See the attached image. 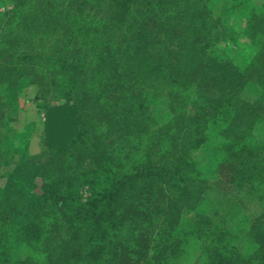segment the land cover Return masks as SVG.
I'll return each mask as SVG.
<instances>
[{
    "label": "trees",
    "instance_id": "trees-1",
    "mask_svg": "<svg viewBox=\"0 0 264 264\" xmlns=\"http://www.w3.org/2000/svg\"><path fill=\"white\" fill-rule=\"evenodd\" d=\"M12 1L8 18L23 32L16 33L9 26L0 36V57L12 50L10 60L0 61V85H17L25 78V82L40 86L43 78L27 71L25 65L54 64V75L47 79L62 99L72 102L77 129L68 143L47 149L45 161L38 155L20 160L19 168L31 164L40 167L36 177L23 173L28 182L31 180L27 193L33 192L35 197L28 199L24 194L0 189V264H175L184 248L175 238L173 243L168 241L166 234L176 230L186 210H196L200 204L208 181L192 152L207 142L212 128H219L221 137L229 132L235 136L233 140L225 138V158L219 163V173L225 171L229 181L252 189L264 187V148L260 145L259 149L255 142L262 151L258 153L234 127L238 116L253 114L245 106L251 104L235 101L236 89L245 83H264V2L243 0L246 27L260 42L250 59V69L244 72L232 68L218 53L203 50V41L197 46L202 33L199 25L196 35L198 24L208 21L213 26L212 22H217L210 19L206 0H63L61 8L55 4L58 0H48L44 5L43 0ZM228 1L230 10L240 5ZM36 6L41 11H34ZM86 11L95 20L127 21L121 34L125 43L109 45L108 51L117 50L114 59H105L101 54L105 49H95L99 65L93 70L97 74L87 81L89 85L80 76L83 64H90L78 59L82 30L76 38L70 37L76 17L86 15ZM61 25L65 27L57 33L61 38L56 39V54L14 49L18 43L29 46L40 27L48 31ZM177 33L192 37V46L175 48L172 39ZM131 39L140 42L133 44ZM195 45L202 55L198 56ZM103 64L107 65L101 69ZM107 69L109 80L115 76L117 81L114 87L110 85L111 90L99 79V73ZM83 71L88 72V68ZM58 73L73 81L71 86L61 85ZM133 80L139 87L129 86ZM156 90L165 92L170 117L148 131L152 123L149 106ZM93 92L98 97L109 93L106 98L112 101L99 105L104 114L98 127L89 119ZM225 115L229 120L226 125ZM145 135L149 143L136 147L137 139L143 140ZM84 187L90 189L85 200L81 195ZM199 216L201 235L211 230L205 226L212 221ZM216 230L210 231L212 240L203 247L204 264H264V216L253 219L235 246Z\"/></svg>",
    "mask_w": 264,
    "mask_h": 264
},
{
    "label": "rangeland",
    "instance_id": "rangeland-1",
    "mask_svg": "<svg viewBox=\"0 0 264 264\" xmlns=\"http://www.w3.org/2000/svg\"><path fill=\"white\" fill-rule=\"evenodd\" d=\"M36 2L35 0H32ZM43 5L48 0H43ZM253 2V0H250ZM256 3H262L264 0H254ZM38 2V1H37ZM228 0H206L208 9L210 10V19L217 22H206V24H198L199 32L200 27L202 33L199 35L196 44L200 46V41H203V50L212 54L218 53L226 61L230 62L232 68L236 70H244L246 72L250 69V59L256 53L260 42L257 39L252 38L250 33V27H246L244 22V13L246 7H244L243 0H234L236 3H240L236 8L230 10V5H226ZM63 0L55 2L57 6L61 8ZM41 4V5H42ZM12 0H0V36L2 32H6V29L11 26L19 33L23 31L16 28L15 22L10 21L8 18L9 12L13 8ZM233 8V7H232ZM42 8L36 6V12L41 11ZM77 16V21L73 26V33L70 37L76 38L78 30H82L79 37V46L82 48L79 53V58H83V61L88 60L87 63L83 64L82 72L80 76L83 77L87 85L92 77L97 74L93 72L94 68L98 67L97 58L99 57L95 52V49H105V59H114L117 50L112 48L108 51L109 45L112 42H124L121 38L124 29L127 27V21L121 22L120 20L110 21L107 18L102 20H95L94 15L89 13ZM93 14V13H92ZM74 15V13H72ZM71 15V16H72ZM89 15V16H88ZM106 17V16H101ZM128 19V17L126 18ZM209 19V18H208ZM207 19V20H208ZM221 19L222 22L219 21ZM231 22L234 24L233 27L226 24ZM66 22L64 21V25ZM33 25V24H32ZM40 25V24H38ZM42 25V24H41ZM64 25L58 26L59 29H50L43 31L40 27L36 32L35 38L32 43L28 46L25 44L23 47L16 44L17 52H33L42 53L44 55L56 54L57 48H55L57 42L56 39L61 38L57 33L64 29ZM79 25V27H78ZM200 25V27H199ZM202 25H205L204 27ZM29 27H27L28 29ZM79 28V29H78ZM35 29V28H34ZM57 32H55V30ZM138 29V26L134 28ZM247 32L249 34H247ZM200 40V41H199ZM130 42L139 43L140 40H129ZM192 37L187 35L176 34L172 39V44L175 48L183 49L192 46ZM75 42V41H74ZM73 42V43H74ZM2 44L0 43V46ZM76 47V44H74ZM196 46V45H195ZM196 46L198 56L203 54ZM68 47V46H66ZM71 47V46H70ZM13 48V47H12ZM89 49V52L87 53ZM12 53V50L4 52L0 61L10 60L8 55ZM175 57V55H173ZM100 58V57H99ZM78 60L77 58H75ZM46 60V59H42ZM224 60V61H225ZM42 65H25L34 75L38 78H43L41 85L35 83L29 84L23 80L12 82V86L9 83H2L0 85V189L2 188L7 193H21L25 195V198L35 197L32 192L27 193V190L31 187V184L27 181L24 172L34 173L35 177L39 173V165H29L28 167L19 168V162L23 157L29 156H42V160L48 159V152L51 146L56 144H66L74 136L77 129L76 126V115L75 110L72 107V102L62 99L58 90L52 88L47 78L52 77L56 66L52 63ZM79 65V64H77ZM107 64H103L100 68H105ZM87 67L88 72L83 71V68ZM238 68V69H237ZM123 67L121 68V70ZM60 72V71H59ZM109 69L106 73H99V79L108 83L107 89H112L117 84L115 76H112V81L109 80ZM58 80L61 85L71 86L73 81H69L67 78L63 79L62 74L58 73ZM109 81V82H108ZM136 80L129 83L130 87H139V83L135 84ZM14 83V84H13ZM70 83V84H69ZM61 88V87H60ZM40 93L38 94V90ZM142 89H144L142 87ZM150 89V88H149ZM164 89V88H163ZM225 89V88H224ZM264 83H245L244 86L236 89V100L246 101L251 105H245L247 108L252 110L253 114L240 115L235 119L234 126L236 131H240L241 135L246 140L251 141L253 146H256L255 142H258L259 149L264 148ZM138 90V89H136ZM153 90L151 89L150 92ZM225 91V90H224ZM121 92V91H120ZM140 90L137 92L139 93ZM113 94H119V90H113ZM157 96L154 101L150 104V115L151 122L150 129L148 131H154L160 125L165 123L170 117V109L166 103L165 92L156 90ZM161 93L163 95H161ZM109 94V93H107ZM106 93L99 97L94 92L91 94V112L89 114L90 123L93 120V125L98 127L99 118L102 117L103 106H99L103 101H110L106 98ZM122 94H124L122 92ZM205 94L209 95L207 91ZM214 93H212L213 95ZM141 96V95H140ZM90 98V95H89ZM169 99V98H168ZM248 109V110H249ZM242 111V110H241ZM246 116H249L246 118ZM97 118V119H96ZM227 115H225V125L229 122ZM107 123V121H106ZM96 127V129H98ZM109 126L107 127V129ZM107 130H105L106 132ZM220 129L208 130V140L200 148L195 149L192 152V158L197 165V168L202 172L203 176L207 179L206 188L202 193V199L196 210H186L182 216L181 221L177 224L176 230H170L166 237L168 241L173 243L175 238L177 242L181 241V246L184 248L179 259H176L175 264H204L203 247L211 242L212 235L210 231L216 230L218 234H222L221 237L226 235V240H231L233 246L236 245L242 232L249 229L253 219L258 216H264V187H254L253 189L247 184H236L225 178L224 174H220L218 170L219 163L225 158V138L233 140L235 138L229 134L225 137H221ZM144 135V134H143ZM142 135V136H143ZM145 138L139 137L137 139L138 147L141 143L142 147L149 143L146 135ZM117 137H110L115 140ZM135 138V137H134ZM142 140V141H141ZM153 145V143L151 144ZM262 147H261V146ZM119 146V145H118ZM126 148L130 146L125 144ZM156 146V145H154ZM160 146V145H159ZM157 145V147H159ZM120 147V146H119ZM149 147V146H148ZM257 147V146H256ZM257 147V149H258ZM258 149V153H261ZM136 150V148L134 149ZM131 149V151H134ZM133 155V153H131ZM149 156V155H148ZM138 155H136V158ZM7 164L13 166L10 168ZM33 171V172H32ZM39 175V174H38ZM29 178L31 175H28ZM29 187V188H28ZM32 195V196H31ZM82 199L85 200L90 196V189L84 187L81 191ZM199 212V213H197ZM203 215L209 218L212 222L205 226V229H211L206 233L198 232L197 221L200 219L202 222ZM177 216V214H174ZM229 232L231 234H229ZM220 237V238H221ZM209 239V240H208ZM209 241V242H208ZM216 242V241H215ZM173 245V244H172ZM170 245V246H172ZM214 246L211 243V246ZM223 244H220V247ZM262 261L257 264H261Z\"/></svg>",
    "mask_w": 264,
    "mask_h": 264
}]
</instances>
